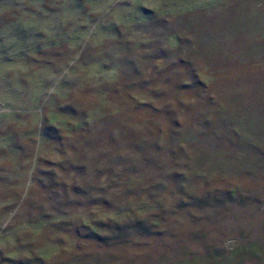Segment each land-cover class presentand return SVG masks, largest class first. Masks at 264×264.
Instances as JSON below:
<instances>
[{"label": "rangeland", "instance_id": "obj_1", "mask_svg": "<svg viewBox=\"0 0 264 264\" xmlns=\"http://www.w3.org/2000/svg\"><path fill=\"white\" fill-rule=\"evenodd\" d=\"M0 264H264V0H0Z\"/></svg>", "mask_w": 264, "mask_h": 264}]
</instances>
